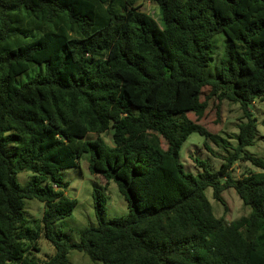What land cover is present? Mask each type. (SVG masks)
I'll return each mask as SVG.
<instances>
[{
	"label": "trees",
	"instance_id": "1",
	"mask_svg": "<svg viewBox=\"0 0 264 264\" xmlns=\"http://www.w3.org/2000/svg\"><path fill=\"white\" fill-rule=\"evenodd\" d=\"M139 1L0 0V264H69L72 249L103 264H264V160L246 151L257 133L250 106L264 102V0H152L161 23ZM32 64L43 70L18 85ZM213 98L217 111L238 104L246 120L220 167L195 160L193 174L180 148L192 132L213 137L198 123ZM84 153L129 214L105 219L95 187L97 223L70 242L54 227L76 205L58 172ZM237 161L260 172L236 178ZM21 170L31 172L24 185ZM207 188L225 210L222 192L233 188L250 213L215 216ZM28 199L44 204L40 229ZM41 230L54 248L46 258L36 255Z\"/></svg>",
	"mask_w": 264,
	"mask_h": 264
},
{
	"label": "rangeland",
	"instance_id": "2",
	"mask_svg": "<svg viewBox=\"0 0 264 264\" xmlns=\"http://www.w3.org/2000/svg\"><path fill=\"white\" fill-rule=\"evenodd\" d=\"M139 5V10L150 14L158 23H161V10L156 2L152 0H140ZM216 46L213 60L206 70V76L208 77H214L219 69V59L223 50L221 38L216 41ZM43 66V64H32L27 71L16 77V83L19 85L34 77L38 72L43 70ZM208 92L209 87L203 88L201 92L202 100ZM217 103L218 100L213 98L208 104L204 117L198 120V123H203L206 126L213 137L206 140L205 136L198 132H192L180 148L179 160L183 164L184 169L193 174L201 171V167H198L196 163L197 160L204 161L210 170H217L220 167L223 161L222 157L227 154L228 150L231 151L230 147L234 146L237 142L238 124L246 120L238 104L223 101L220 103L217 111ZM250 112L256 122L257 133L253 144L247 146L246 151L264 160V124L262 123L264 120V102L256 100L250 106ZM188 117L197 121L196 116L192 113H189ZM95 136L96 134H89L90 138ZM100 136L107 145H112L110 133L107 132ZM224 143L226 145L222 147ZM162 147H166L164 142H162ZM88 158L89 154L84 153L80 157L77 166L61 169L58 172V175L67 182V187L64 189L65 195L75 199L76 205L72 213L57 221L54 227L60 229L63 232L64 238L70 242H77L79 232L83 228L97 223L92 197L95 187L101 191L104 197L105 219L126 217L129 214L127 202L119 192L115 181L111 180L105 184L100 174L91 173L88 167ZM232 168L233 175L236 178H239L246 172H260L258 167L253 166L248 161H237L233 164ZM30 176L31 172L21 170L16 178L20 185H24ZM205 194L212 205L213 214L215 216H223L228 222L250 213V207L242 202L233 188L225 189L222 192V198L227 206L226 210L223 204L213 198L211 188H207ZM43 210V203L35 199L25 201L26 216L35 229H40L41 227L40 219ZM38 246L40 250L36 255L39 258H46L54 252L52 244L43 237L42 230L38 238ZM68 262L69 264H103L100 261H92L87 255L74 249L68 252Z\"/></svg>",
	"mask_w": 264,
	"mask_h": 264
}]
</instances>
